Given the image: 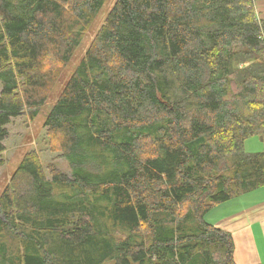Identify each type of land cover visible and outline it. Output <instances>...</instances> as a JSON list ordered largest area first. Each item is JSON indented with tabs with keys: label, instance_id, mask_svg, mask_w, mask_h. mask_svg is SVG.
<instances>
[{
	"label": "trees",
	"instance_id": "16d2710c",
	"mask_svg": "<svg viewBox=\"0 0 264 264\" xmlns=\"http://www.w3.org/2000/svg\"><path fill=\"white\" fill-rule=\"evenodd\" d=\"M106 0H0V154ZM258 0H115L0 193V264H235L204 216L264 186ZM258 56V58H256ZM1 164V162H0Z\"/></svg>",
	"mask_w": 264,
	"mask_h": 264
},
{
	"label": "rangeland",
	"instance_id": "374dc122",
	"mask_svg": "<svg viewBox=\"0 0 264 264\" xmlns=\"http://www.w3.org/2000/svg\"><path fill=\"white\" fill-rule=\"evenodd\" d=\"M114 1L115 0L105 1L100 14L97 16L93 25L85 33L79 47L72 55L69 62L62 68L61 73L56 80V83L48 94L45 104L38 111V114L33 119H30L28 113L25 112L22 115L12 119L11 122L7 125L8 134L6 139L3 141L4 151L0 154V193L7 184L12 172L20 162V159L22 158L24 153L29 150L38 152L40 160L44 166L53 163L62 172H65L67 174L70 173L67 161L62 156H56V154H58L57 151L48 149L49 145L52 146L53 144L55 146L56 141L54 138L51 141L50 139L48 141L47 135L45 134V129L43 127V122L47 111L61 92L71 71L83 56L86 48L89 46L95 32L101 24L105 13L109 10ZM260 1H256L254 7L258 18H261V14L264 13V10L256 8L257 2L258 5L264 7V3L259 4ZM256 58H258V56ZM260 136L262 135L254 136L251 137L252 139L246 140L245 150H248V152L252 151L253 145L257 144L256 140H261ZM259 144H261V142H259Z\"/></svg>",
	"mask_w": 264,
	"mask_h": 264
},
{
	"label": "crops",
	"instance_id": "0c3cea01",
	"mask_svg": "<svg viewBox=\"0 0 264 264\" xmlns=\"http://www.w3.org/2000/svg\"><path fill=\"white\" fill-rule=\"evenodd\" d=\"M257 3L256 8L264 10ZM261 15L264 18V13ZM261 135L249 152H264V133ZM204 219L231 234L235 264H264V186L213 206Z\"/></svg>",
	"mask_w": 264,
	"mask_h": 264
}]
</instances>
